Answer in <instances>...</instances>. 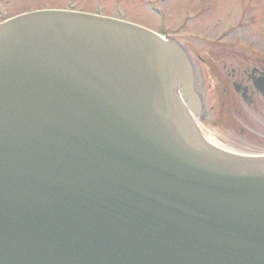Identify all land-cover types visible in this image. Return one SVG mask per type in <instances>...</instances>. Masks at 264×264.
I'll list each match as a JSON object with an SVG mask.
<instances>
[{
    "label": "water",
    "instance_id": "95a60500",
    "mask_svg": "<svg viewBox=\"0 0 264 264\" xmlns=\"http://www.w3.org/2000/svg\"><path fill=\"white\" fill-rule=\"evenodd\" d=\"M199 102L173 39L65 10L1 23L0 264H264V154L199 129Z\"/></svg>",
    "mask_w": 264,
    "mask_h": 264
},
{
    "label": "rangeland",
    "instance_id": "374dc122",
    "mask_svg": "<svg viewBox=\"0 0 264 264\" xmlns=\"http://www.w3.org/2000/svg\"><path fill=\"white\" fill-rule=\"evenodd\" d=\"M56 9L98 14L166 33L191 51L201 50L209 65L210 54L228 48L256 51L264 58V0H0V24L21 14ZM214 123H201L209 136L236 153L249 154L228 142L231 135L240 138L241 130H250L237 115L226 122L225 131Z\"/></svg>",
    "mask_w": 264,
    "mask_h": 264
},
{
    "label": "flooded vegetation",
    "instance_id": "af4514ba",
    "mask_svg": "<svg viewBox=\"0 0 264 264\" xmlns=\"http://www.w3.org/2000/svg\"><path fill=\"white\" fill-rule=\"evenodd\" d=\"M167 35L166 33H164ZM175 41H177L175 39ZM177 43L187 53L194 71V86L199 104L191 110L194 120L214 124L225 131L226 122L237 115L250 130L241 137L230 136L228 142L238 151L264 154V58L243 49H222L210 54L212 62ZM245 52H248L247 54ZM194 53L196 59L194 58ZM223 119L225 124L221 121ZM199 126V125H198ZM232 138H235L234 140Z\"/></svg>",
    "mask_w": 264,
    "mask_h": 264
}]
</instances>
